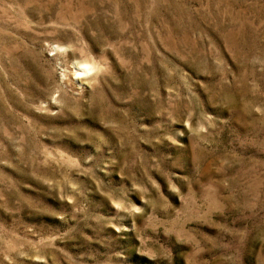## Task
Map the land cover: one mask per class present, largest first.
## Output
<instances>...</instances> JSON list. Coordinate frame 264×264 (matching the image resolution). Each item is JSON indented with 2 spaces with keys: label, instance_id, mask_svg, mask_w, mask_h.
Returning <instances> with one entry per match:
<instances>
[{
  "label": "rangeland",
  "instance_id": "rangeland-1",
  "mask_svg": "<svg viewBox=\"0 0 264 264\" xmlns=\"http://www.w3.org/2000/svg\"><path fill=\"white\" fill-rule=\"evenodd\" d=\"M0 264H264V0H0Z\"/></svg>",
  "mask_w": 264,
  "mask_h": 264
}]
</instances>
